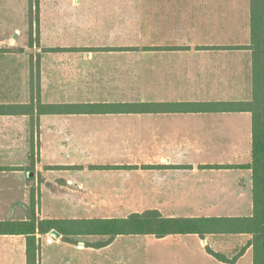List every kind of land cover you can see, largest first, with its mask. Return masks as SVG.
<instances>
[{
    "label": "crops",
    "instance_id": "0c3cea01",
    "mask_svg": "<svg viewBox=\"0 0 264 264\" xmlns=\"http://www.w3.org/2000/svg\"><path fill=\"white\" fill-rule=\"evenodd\" d=\"M251 0H0V222L199 230L34 234L35 264H254ZM148 104L117 112L50 105ZM0 234V264H27Z\"/></svg>",
    "mask_w": 264,
    "mask_h": 264
},
{
    "label": "trees",
    "instance_id": "16d2710c",
    "mask_svg": "<svg viewBox=\"0 0 264 264\" xmlns=\"http://www.w3.org/2000/svg\"><path fill=\"white\" fill-rule=\"evenodd\" d=\"M251 39L253 51L252 100L234 104L236 109L252 114V169L253 215L248 218L249 232L253 234L254 264H264V0H251ZM148 104L133 103H91L73 105H50L54 112H117L149 109ZM34 190L30 191L31 216L28 221L0 222V234H26L27 264H35L36 229L47 233L56 229L62 234L79 232L83 234H153L163 236L170 233H184L199 230L203 225L199 219L163 218L159 212L148 210L135 213L123 219L94 220H42L36 224L34 216Z\"/></svg>",
    "mask_w": 264,
    "mask_h": 264
},
{
    "label": "water",
    "instance_id": "95a60500",
    "mask_svg": "<svg viewBox=\"0 0 264 264\" xmlns=\"http://www.w3.org/2000/svg\"><path fill=\"white\" fill-rule=\"evenodd\" d=\"M50 235H52L54 237H59V234L55 230H51Z\"/></svg>",
    "mask_w": 264,
    "mask_h": 264
}]
</instances>
